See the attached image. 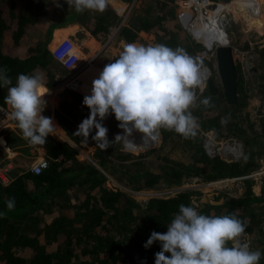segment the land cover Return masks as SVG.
I'll return each instance as SVG.
<instances>
[{"label": "trees", "instance_id": "trees-1", "mask_svg": "<svg viewBox=\"0 0 264 264\" xmlns=\"http://www.w3.org/2000/svg\"><path fill=\"white\" fill-rule=\"evenodd\" d=\"M62 1L64 7L59 8L55 0H0V67L10 70L8 74L13 85L18 74L34 72L42 74L46 88L54 84V77L47 70V65L54 59L47 44L53 28L71 23L77 14L72 7L70 8L74 11H70L65 0ZM166 2H149L146 5V14L151 12L155 17L152 16L154 19H151L141 16L140 27L154 28L156 24L160 28L163 20L168 17L166 8L168 9L170 4L167 5ZM93 18L99 23L94 25L92 34L99 29H106V19L103 15H94ZM121 28L124 38L132 41L135 37L132 30L135 27ZM181 39L184 42L183 48L189 54L196 55L201 49L202 45L190 35H182ZM218 89L214 93L207 89L203 98L211 97V105L218 101L224 112L218 111L213 119H209L201 111L202 105L199 103L201 106L194 111L193 116L197 118L201 129H211L213 133L217 132V136L225 137L221 122L212 126H209V122L228 116L240 104V99L228 103L222 89ZM7 94V87H0L1 105L6 104ZM64 111H55L60 130L74 143L83 141V138L75 133L82 120L88 117L90 110L84 105L80 116L74 118ZM102 123L108 129L109 141H113L121 131L114 113L110 112L109 117ZM93 135L95 129L90 133L88 140H91ZM202 137V134H197L195 138L186 140L194 148L192 163H203V167L196 166L197 172L202 171L203 179L237 176L246 172L247 162L243 160H247L250 154L238 160L212 158L205 151ZM114 142L106 150L99 151L100 157L96 162L102 169H112L117 164L115 161L111 166L108 164L109 156L117 158L120 155L114 153L112 156L113 151L110 154ZM42 146L49 157V164L42 172L25 171L7 185H0V212H6L5 216L0 217V264H138V261L140 263L142 260L154 264V254L161 250L160 245L152 244L143 253L139 248L144 246L158 224L168 225L171 222L179 212L180 204L192 206L189 192L181 190L169 197H151L144 207L141 223L133 229L130 223L135 215L133 212L140 203L122 191L110 190L105 185L106 176L102 169L86 158H77L76 149L55 133L49 134ZM177 164L180 168L172 167V172H180L184 166L180 162ZM130 177L132 180L143 179V183L135 184L139 188L151 185L155 180L154 173L147 169H136ZM247 193L222 204L204 202L201 208H196L200 213L210 216L235 213L247 223L246 231L252 227L251 230L261 232L264 230L259 224L262 211L256 212L253 209L249 211L250 216L245 218L241 215L244 214L243 209L248 202H261L264 197L255 195L251 189H248ZM11 197H15V209L8 212L5 201ZM121 201L124 206L119 207ZM102 204L109 208L121 209L119 214H122L120 218L123 221H120V225L114 222V228L101 226L99 234L94 236L89 228L92 224L98 225V218L105 214L101 208ZM122 228L134 230L123 242L111 235L112 230L120 231ZM133 247L137 251H131Z\"/></svg>", "mask_w": 264, "mask_h": 264}, {"label": "rangeland", "instance_id": "rangeland-1", "mask_svg": "<svg viewBox=\"0 0 264 264\" xmlns=\"http://www.w3.org/2000/svg\"><path fill=\"white\" fill-rule=\"evenodd\" d=\"M55 1L57 2V6L59 5V8L64 7L62 0ZM153 1L154 0H138L134 3L131 9L128 10L131 0H108V6L102 13L93 10H85L82 13L76 14V17L72 22H78L77 24L80 26L79 31L75 28L72 32H68V28H65L62 31L67 34L62 36L60 34L61 30L57 32V37L60 38H57L58 40L55 43L62 39L69 38L77 46L81 63H84V68L80 77L90 86H84L83 91H74L67 87H62L61 89L55 88V91L51 94L49 99H58L60 104H46L43 110L45 115L48 117L54 115V117L52 116L51 118L57 122L55 111L62 109V107L64 109H67L66 107H68L69 109H72L71 111L73 114L80 116L84 108L82 99L85 95L90 94L92 81L98 77L100 71L106 64L111 63L114 59L118 58L124 45L127 43H137L142 45L163 43L172 48L184 47V42L181 39V36H189V33L181 27L177 20V6L174 8L175 5H173V7L169 2L165 1L167 5L170 4L171 6H167L168 9L166 8V10L168 11V17L163 20L160 28L156 24H154V28L140 27V19L142 17L154 19L153 17L155 16L153 13L149 12L146 14L148 11L146 5ZM214 1L225 3L223 16L226 15L227 17L224 16V20L226 21H224V25L229 37V43L227 45H230L232 48L233 59L237 70V99H240V104L233 112H230L228 116H222L221 118H217L216 121L209 122V126L216 125V122L218 124L221 122V119L224 118L227 122L224 124L221 123L222 125L220 126L223 131L222 133H226V136H217L216 131H214V136L223 141L232 142L235 140L241 144L242 150L237 157L224 154L223 151L210 157L238 160L243 159L245 155L250 154L247 160H243L244 162H247L246 172L237 176L233 175L209 180L203 179L202 171L197 172L198 170L196 167H203V163H192L194 158V148L188 140L175 131H168L165 129L159 130V142L155 147L150 149L133 150L126 148L122 141H115L112 145L113 150L110 151V154L113 151L111 154L112 156L114 153H119L120 155L117 158H110L109 156L108 164L111 166V163L114 161L117 164H115L112 169H102V167L96 162V159L98 160L100 157V149L96 146L94 140H88L87 144L84 143V141L74 143L68 138L63 130L62 133L60 132V129L59 131H56L57 137L65 139L76 149L77 158H86L102 169L106 176L105 185L110 190L122 191L129 198L141 204L138 208H135V211L133 212L136 215L133 214L134 218L130 223V227L133 229L136 225L141 223V216L144 213V207L148 199L151 197H169L178 191L185 190L189 192L192 206L198 208H201L204 202L218 205L231 198L244 196L248 194V189H251L255 195H261L264 197V0ZM65 3L67 4L66 0ZM67 6L70 11H74L72 9L74 8L73 6L68 4ZM171 9H173L172 12ZM217 10H219V8H217ZM126 11L127 15L124 19L126 25L124 26L135 27L132 30V32L135 33V37L132 41H127L128 39L126 40L121 33L123 29L119 28V24H123L122 18L126 14ZM94 15H103L105 17L106 29H99L93 34L95 38L90 37V43L94 45L93 49L96 50L97 47H99L97 52L95 51L91 53L89 46L85 44V41H83L82 38H85V31L91 33L94 25L99 23L94 21ZM218 23L220 25L222 21H218ZM137 25L139 26L136 27ZM175 40L177 41L176 43L174 42ZM221 40L223 44L226 42L224 38ZM102 53V62L97 64V56ZM190 55L197 56V54ZM90 68L97 70L92 71L91 69L88 71ZM47 70L54 77L55 81L50 87H55L58 81L68 74V70L64 69L55 59L47 65ZM212 77L216 85H218V90L221 91L220 79L215 65L213 66ZM207 89L206 85L204 90L197 94L198 99H203ZM64 99H72V101H64ZM198 99L196 105L190 109L192 114L201 106ZM209 107H204L202 105L201 108V111L204 112L205 116L209 117V119H213L218 111L224 112L223 107L220 106L218 101H214L213 105ZM217 107L219 109H217ZM107 117H109V115ZM57 128H59V126H57ZM203 131L204 130L200 127L198 136H200ZM119 134H123L122 129ZM0 135H3V137L5 136L4 138L7 139V135L4 134L3 130L0 131ZM12 137L13 138L10 142L8 139H5L6 146L12 147L14 145V150L16 151L18 150L16 145L21 141H15L16 139L14 136ZM27 146L28 147H25V149L18 154H13L10 152L11 150H7L0 143V166H4L6 162L14 158V169L18 170L15 171V174L28 169L30 170L31 165L35 162L40 153L34 147L35 145L27 144ZM110 154L108 152V155ZM8 155L10 159H8ZM178 162L182 163L184 166L181 167L180 172H177L176 170L172 172V167L180 168L177 164ZM12 164H14V162H12ZM136 169H147L150 173H154V182H152L151 185L140 188L137 187L135 184L143 183V179H131L130 175H132ZM12 173L14 174V172ZM103 205L104 204L101 205V208L103 209L102 211H105V214L102 213L103 216L98 218V225L92 224L89 228V231L94 236L99 234L101 226L104 228H114V222L117 225H120V221H123V219L120 218L122 214H119L121 209H113ZM122 206H124L123 201L120 202L119 207ZM253 209L256 212L262 211L259 224L261 228L264 229V201L248 202L243 209L244 214L241 216L243 218L249 217V211ZM138 215L139 217H137ZM250 230L246 231V235L251 242V249L261 251L262 256L259 264H264V230L261 232L256 229ZM133 231L134 230L132 229L123 230L122 228L120 231L112 230L111 235L118 237L119 240L123 242V240L133 234ZM154 231L164 233L167 231V225L162 223L158 224ZM158 244L161 249L159 241L153 242V245ZM229 246L231 245L229 244ZM139 249L142 253L146 250L144 246H141ZM131 251H137V249L133 247ZM165 255L169 256L170 254L165 253ZM138 264L152 263H145V261L142 260L140 263L138 261Z\"/></svg>", "mask_w": 264, "mask_h": 264}, {"label": "clouds", "instance_id": "clouds-1", "mask_svg": "<svg viewBox=\"0 0 264 264\" xmlns=\"http://www.w3.org/2000/svg\"><path fill=\"white\" fill-rule=\"evenodd\" d=\"M66 2L77 13H102L108 6V0ZM203 67V58L190 55L183 47L125 44L118 58L106 64L92 81L90 94L83 97L90 112L75 134L87 144L95 129L91 138L100 150H106L113 141L134 144L129 139L134 131L143 134L145 146L157 139L160 129L175 131L185 139L195 138L200 125L190 109L196 105V89L203 83ZM9 71L0 67V87L8 89L5 102L11 108V118L30 144L44 145L56 127L51 117L42 114L46 105L44 95L49 91L44 78L36 72L21 73L13 85ZM199 103L209 107L211 97H204ZM110 112L123 130L113 141H109L108 129L102 123ZM226 122L221 119L222 124ZM15 203V197L5 201L8 212L15 209ZM5 215L6 212H0V217ZM246 228L247 223L235 213L210 216L200 213L195 206L180 204L167 231H152L144 247L160 242L161 250L154 254V264H259L261 251L252 250L241 239Z\"/></svg>", "mask_w": 264, "mask_h": 264}, {"label": "built area", "instance_id": "built-area-1", "mask_svg": "<svg viewBox=\"0 0 264 264\" xmlns=\"http://www.w3.org/2000/svg\"><path fill=\"white\" fill-rule=\"evenodd\" d=\"M137 0H131L128 10L134 5ZM167 2L174 3L177 6V20L182 28L189 33V35L202 46L201 49L197 51V56L203 58L204 67L203 72V83L196 89V95L202 92L207 85L208 79L212 76L213 66H216L215 60V50L218 45H227L229 43L228 33L224 25L223 2H216L214 0H164ZM219 8V10H217ZM127 15H124L122 21ZM218 19L222 21L220 25H217L214 29L211 25L212 20ZM121 25V24H119ZM209 35H211L210 38ZM225 39L223 44L221 39ZM53 58L57 60L60 65L68 70V74L63 77L55 87H50L48 93L44 95V100L47 101L51 94L55 91V88L61 89L62 87H67L74 91H83L86 82L80 77V74L84 68V63H81L79 50L77 46L69 38L62 39L58 41L54 47L51 49ZM11 108L0 104V128L6 123L11 122ZM202 144L205 148L206 153L209 156H213L218 152L223 151L224 154H229L233 157H237L242 150L241 144L235 140L232 142L223 141L217 139L211 129L204 130L202 132ZM143 134L134 131L129 139L134 143L124 146L129 149L139 150V149H150L155 147L160 138V132H158L157 139L151 142L149 145L145 146L142 143ZM0 143L8 150L6 146L5 138L0 135ZM49 164V158L45 156H38L30 167V171L33 173L42 172ZM12 164L11 160L6 162L4 166H0V184L7 185L10 182V177L8 171L10 170ZM243 241L248 242L251 247V242L248 239L246 233L241 238Z\"/></svg>", "mask_w": 264, "mask_h": 264}, {"label": "crops", "instance_id": "crops-1", "mask_svg": "<svg viewBox=\"0 0 264 264\" xmlns=\"http://www.w3.org/2000/svg\"><path fill=\"white\" fill-rule=\"evenodd\" d=\"M138 1V0H137ZM121 9V8H120ZM78 22H71V23H66L65 25H63V26H55L54 28H53V30H52V35H51V38H50V40H49V42H48V47L50 48V49H52L53 48V46L56 44L55 42L58 40L57 38H60V37H57V30H61V36L62 35H64V34H67V33H63V31L62 30H64L65 28H68V32H72L75 28H77L78 29V31L80 30L79 28H80V26L77 24ZM124 25H126V23H124L123 22V24H121L120 25V27L119 28H121L122 26H124ZM84 34H85V38H82L83 39V41H85V44L87 45V46H89V49L91 50V53L92 52H97V50L99 49V47H97V49L96 50H94L93 48H94V45L92 44V43H90L91 42V39H90V37H93V38H95L94 36H93V34H91L90 32H88V31H85L84 32ZM91 45H93V46H91ZM108 49V48H107ZM111 50V49H110ZM104 53V52H103ZM103 53L102 54H100V55H98L97 56V59H96V63L97 64H100L101 62H102V60H101V58H103L102 56H103ZM94 65V64H93ZM95 66V65H94ZM101 66H103V65H101ZM88 86H90L89 84H87L86 85V87H88ZM46 104H48V105H55V104H60L59 103V101H58V99H48L47 101H46ZM56 105V106H57ZM5 106H8L9 108H10V106L9 105H7V104H5ZM67 109H64L63 107H62V109H58V110H65L64 112L65 113H67L68 115H70V116H73V117H76V116H78V115H75V114H73V112L71 111L72 109H69L68 107H66ZM42 114L44 115V116H47V115H45L43 112H42ZM53 114V113H52ZM53 117H54V115H52ZM51 116V117H52ZM48 117V116H47ZM53 123H54V125L56 126L55 128H54V133L56 134V131H59V129L60 128H57V126H58V124H57V122L55 121V120H53ZM7 125H10V126H7ZM1 130H3L4 131V134L5 135H7L6 137H7V139H8V141L10 142V140L13 138L12 136H14V138L16 139L15 141H21V142H19V144H17L16 145V147H17V149L18 150H14V145L12 146V147H9L8 146V149L9 150H11L10 152H12L13 154H18L20 151H22V150H24L25 149V147H28L27 146V144L28 145H32V144H30L29 142H28V140H26L24 137H23V135H22V132H21V130L18 128V125H17V122L15 121V120H12L11 122H9V123H6L5 124V126H3V127H1L0 128V131ZM60 132L62 133V130H60ZM3 136V135H2ZM17 136H18V139H17ZM5 137V136H4ZM6 139V138H5ZM6 139V140H7ZM23 141V142H22ZM14 143H16V142H14ZM26 144V145H25ZM38 151H39V157L40 156H45V157H47V158H49L48 156H47V152H46V149H45V147H43V146H41V145H35L34 146ZM8 152V151H7ZM9 153V152H8ZM7 156V155H6ZM13 156V155H12ZM8 159H10L9 158V155H8ZM13 160V161H12ZM11 161L12 162H14V164H12V162H11V164H12V166H11V168H10V170L8 171V174H9V177H10V181L11 180H13L15 177H17V176H19L20 174H22L23 172H25V171H29V169L28 170H25V171H21V172H18L17 174H15V171H18L17 169H14V167H15V159L13 158ZM12 172H14V174L12 173Z\"/></svg>", "mask_w": 264, "mask_h": 264}, {"label": "water", "instance_id": "water-1", "mask_svg": "<svg viewBox=\"0 0 264 264\" xmlns=\"http://www.w3.org/2000/svg\"><path fill=\"white\" fill-rule=\"evenodd\" d=\"M224 16L227 17L226 15ZM215 60L223 94L228 103H233L237 100V70L231 46L218 45L215 50ZM207 88L212 93L218 89V85H216L212 77L207 81Z\"/></svg>", "mask_w": 264, "mask_h": 264}, {"label": "bare ground", "instance_id": "bare-ground-1", "mask_svg": "<svg viewBox=\"0 0 264 264\" xmlns=\"http://www.w3.org/2000/svg\"><path fill=\"white\" fill-rule=\"evenodd\" d=\"M248 5H249V4H248ZM211 25L213 26L212 29H214L215 27H217V25H219L218 20H217V19L212 20ZM210 37H211V35H209L208 38H210Z\"/></svg>", "mask_w": 264, "mask_h": 264}, {"label": "flooded vegetation", "instance_id": "flooded-vegetation-1", "mask_svg": "<svg viewBox=\"0 0 264 264\" xmlns=\"http://www.w3.org/2000/svg\"><path fill=\"white\" fill-rule=\"evenodd\" d=\"M212 77V76H211ZM213 78V77H212ZM223 91V90H222Z\"/></svg>", "mask_w": 264, "mask_h": 264}]
</instances>
